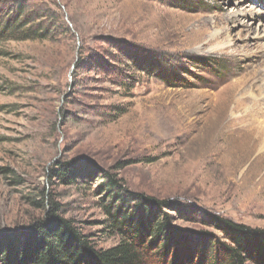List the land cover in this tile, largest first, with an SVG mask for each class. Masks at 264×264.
I'll list each match as a JSON object with an SVG mask.
<instances>
[{
    "label": "rangeland",
    "instance_id": "obj_1",
    "mask_svg": "<svg viewBox=\"0 0 264 264\" xmlns=\"http://www.w3.org/2000/svg\"><path fill=\"white\" fill-rule=\"evenodd\" d=\"M16 1L27 7L22 27L0 36V233L46 219L55 203L97 250L117 246L99 192L106 173L128 193L169 201L187 236L222 238L211 216L264 229V170L244 183L247 169L232 175L223 157L215 161L229 128L210 145L198 137L210 97L264 53L255 38L264 0L262 8L252 0H0V8ZM240 7L233 22L221 21ZM66 162L79 168L73 184L53 175Z\"/></svg>",
    "mask_w": 264,
    "mask_h": 264
},
{
    "label": "trees",
    "instance_id": "obj_2",
    "mask_svg": "<svg viewBox=\"0 0 264 264\" xmlns=\"http://www.w3.org/2000/svg\"><path fill=\"white\" fill-rule=\"evenodd\" d=\"M26 11L17 1L0 8L1 39L19 31ZM78 169L75 162L59 163L53 175L73 184L80 179ZM104 181L99 192L105 197L110 227L121 239L117 246L97 250L51 203L46 219L16 233H0V264H157L158 258L160 264H181L182 259L187 264H264V229L211 216L208 223L222 238L205 232L187 236L173 225L167 211L179 209L169 201L128 193L110 173L104 174Z\"/></svg>",
    "mask_w": 264,
    "mask_h": 264
},
{
    "label": "bare ground",
    "instance_id": "obj_3",
    "mask_svg": "<svg viewBox=\"0 0 264 264\" xmlns=\"http://www.w3.org/2000/svg\"><path fill=\"white\" fill-rule=\"evenodd\" d=\"M252 1L262 8V0ZM242 7L234 10L230 16L221 21L227 24L229 21L233 22L239 14L244 12ZM259 15H264L263 9L255 12V17L258 18ZM255 38L264 39V32L263 35L259 34ZM255 48L259 49V46ZM248 50L250 48L246 47L245 51ZM261 66L264 67V53L257 66L246 68L240 73L239 78L222 88L213 97L211 96L204 117L210 120L207 121L206 126L202 124L203 127L198 128V137L209 145L214 143L220 131L225 128L230 129L227 137L230 139L224 147L219 149L216 147L217 150L213 151V156L215 161L223 157L225 166L232 170V175L247 169L243 174L244 183H252L251 177L254 179V176H260L263 173L260 171L264 170V69L258 71ZM257 82H259L258 85ZM260 181H264V175H261ZM253 185L255 189L256 186Z\"/></svg>",
    "mask_w": 264,
    "mask_h": 264
}]
</instances>
